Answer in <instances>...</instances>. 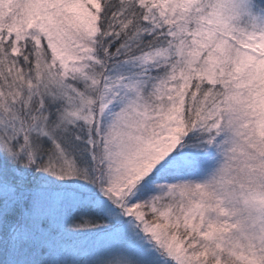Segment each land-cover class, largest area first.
Returning a JSON list of instances; mask_svg holds the SVG:
<instances>
[{"label":"snow or ice","instance_id":"snow-or-ice-1","mask_svg":"<svg viewBox=\"0 0 264 264\" xmlns=\"http://www.w3.org/2000/svg\"><path fill=\"white\" fill-rule=\"evenodd\" d=\"M0 264H264V0H0Z\"/></svg>","mask_w":264,"mask_h":264}]
</instances>
